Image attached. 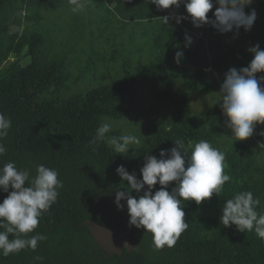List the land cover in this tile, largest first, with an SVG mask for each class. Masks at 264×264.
Listing matches in <instances>:
<instances>
[{
  "label": "trees",
  "instance_id": "obj_1",
  "mask_svg": "<svg viewBox=\"0 0 264 264\" xmlns=\"http://www.w3.org/2000/svg\"><path fill=\"white\" fill-rule=\"evenodd\" d=\"M64 7H71L68 0H0V112L12 121L0 141L7 149L0 167L14 161L34 177L43 164L56 169L63 184L27 234L47 238L35 250L0 254V264H264V240L219 221L224 201L239 191H251L260 201L257 212L264 213V124L255 126L256 144L251 138L235 141L222 121L217 93L230 68L246 67L254 58L249 47L264 49V0L245 8L255 9L257 19L238 36L211 25L196 28L190 18L176 24L172 17L188 15L183 4L158 10L147 0H98L88 4L85 17L75 12L65 20L72 35L54 41L52 48L34 27L48 20V10ZM165 15L169 25L158 18ZM83 32L90 48L75 53ZM186 35L192 38L188 47ZM178 50L184 53L180 64L174 60ZM197 98L201 108L193 111ZM144 99L146 108H138ZM105 120L119 123L108 136L127 132L140 144L123 155L106 142L90 145ZM176 139L185 146L207 140L224 152L231 181L199 205L182 201L189 227L173 247L156 248L151 233L129 227L126 201L117 209L115 190L127 182L116 168L124 165L140 179L145 155L159 159L162 149L176 147ZM6 196L0 192V202ZM86 220L123 232L133 249L110 253L99 247Z\"/></svg>",
  "mask_w": 264,
  "mask_h": 264
},
{
  "label": "clouds",
  "instance_id": "obj_2",
  "mask_svg": "<svg viewBox=\"0 0 264 264\" xmlns=\"http://www.w3.org/2000/svg\"><path fill=\"white\" fill-rule=\"evenodd\" d=\"M68 2L72 11L77 12L85 9L87 0ZM147 3L155 5L158 10L178 9L183 4L188 15L172 17L176 24L190 18L194 27L211 25L221 34L232 32L238 36L241 27L250 31L257 19L255 9L245 11L252 0H147ZM214 7L215 11H212ZM210 11L212 17L208 16ZM158 18L169 25L170 16ZM185 41V47H188L192 38L186 35ZM247 51L254 58L246 67L230 68L224 74L217 92L218 102L222 101L220 107L226 118L225 126L231 130V138L235 141L246 140L254 134L256 124H264V76L256 75L264 72V49L257 44ZM183 58V51H176L175 62L180 64ZM11 126V118L0 112V141L8 135ZM112 129L111 122H101L89 141L90 145L106 142L114 153L123 155L132 149L130 145L140 144L137 136L127 132L108 136ZM260 134L264 135V132ZM174 143L176 147L160 151L159 159L150 153L145 155L140 179L135 171L129 173L124 165L116 168L121 181L127 182L126 186L121 183L115 190L117 209L123 210L121 201H126L129 227L151 233L156 248L173 247L189 227L184 220L182 201L191 200L199 205L214 193L219 195L224 184L231 181V177L225 173V153L213 147L209 141H189L185 146L183 140L176 139ZM6 151L5 145L0 142V156ZM58 176L56 169L43 164L36 166L34 177L28 169L18 168L14 161L0 167V192L7 193L0 202V254L7 257L26 248L35 250L38 242L47 238L41 233L27 234L37 228L43 212L57 200L58 189L63 187ZM172 182H175V186L169 191ZM157 184L160 188L153 192ZM145 186L147 190H144ZM9 188L12 190L9 191ZM133 191L137 196L132 195ZM259 203L251 191L235 193L223 203L220 224L224 227L235 225L243 233L254 231L258 238L264 240V213L256 210Z\"/></svg>",
  "mask_w": 264,
  "mask_h": 264
},
{
  "label": "rangeland",
  "instance_id": "obj_3",
  "mask_svg": "<svg viewBox=\"0 0 264 264\" xmlns=\"http://www.w3.org/2000/svg\"><path fill=\"white\" fill-rule=\"evenodd\" d=\"M95 2L97 3L98 0H87L85 9L83 11H77V12H79L80 14L83 15V17H85V12H87L88 4L95 5L96 4ZM74 13L75 12L72 11V6L70 8L64 7L63 9L48 10V12H47L48 20L40 22L34 28H36L37 30H40L46 34V36H47L46 43L50 44L51 47L53 48V46H54L53 42L54 41H56V42L61 41L62 38L72 35L71 32H68L66 29H64V26H65L64 23H65V20L67 18H69L71 15H73ZM88 41H89V39L85 38V32L80 33L78 42H76L75 53H77L79 51L82 52V50L83 51L88 50L90 48L87 45ZM75 60H76V62L80 61V60H78V58H76ZM82 60H86V59H82ZM208 99L210 100L209 97H208ZM146 103H149L148 99L142 100L141 104H139V103L137 104L138 105L137 107L138 108L139 107L146 108V106H145ZM200 108H201V101L197 98L196 100H194L193 104L191 105V109L194 111V110H199ZM219 108L221 109V107H219ZM225 119L226 118L223 116L222 121L224 120V125H225ZM128 123H129V119H127L126 124H128ZM117 124L119 125V123H117V122L113 123L112 125H113V127H116ZM249 138H251V137H249ZM248 141H249V139H248ZM249 142L251 144H254V143L256 144V142L253 141L252 138ZM261 152L262 153L260 154V157L264 158V151H261Z\"/></svg>",
  "mask_w": 264,
  "mask_h": 264
},
{
  "label": "water",
  "instance_id": "obj_4",
  "mask_svg": "<svg viewBox=\"0 0 264 264\" xmlns=\"http://www.w3.org/2000/svg\"><path fill=\"white\" fill-rule=\"evenodd\" d=\"M86 224L93 235L94 241L99 247L108 252L121 253L122 248L132 250V242L125 234L117 229H110L107 226L93 220H86Z\"/></svg>",
  "mask_w": 264,
  "mask_h": 264
}]
</instances>
